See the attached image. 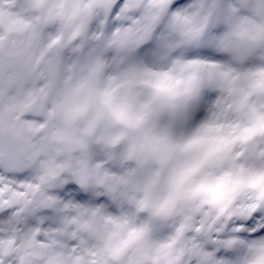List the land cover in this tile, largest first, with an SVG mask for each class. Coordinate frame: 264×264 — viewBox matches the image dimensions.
<instances>
[{
    "label": "snow or ice",
    "instance_id": "obj_1",
    "mask_svg": "<svg viewBox=\"0 0 264 264\" xmlns=\"http://www.w3.org/2000/svg\"><path fill=\"white\" fill-rule=\"evenodd\" d=\"M166 60L190 73V94L155 140L164 150L138 158V168L206 146L184 179L204 164H227L219 179L230 184L224 215L208 231L190 215L171 219L175 201L195 196L203 181L185 192L181 180L168 202L154 204L150 183L134 181L135 170L94 194L82 168L65 172L55 196L23 213L18 204L0 211L15 239L0 240V264H37V252H59L50 264H146L144 254L152 264H247L246 251L264 264V0H0V188L68 167L58 158L74 146L73 121L106 71L134 77L150 74L148 61ZM60 198L80 216L120 209L124 217L113 222L131 225L128 238L106 249L77 232L58 240L61 225L78 222L61 215ZM24 233L35 239L25 236L17 247Z\"/></svg>",
    "mask_w": 264,
    "mask_h": 264
},
{
    "label": "clouds",
    "instance_id": "obj_2",
    "mask_svg": "<svg viewBox=\"0 0 264 264\" xmlns=\"http://www.w3.org/2000/svg\"><path fill=\"white\" fill-rule=\"evenodd\" d=\"M144 66L150 69V74L140 72L134 77H125L118 71H106L89 104L73 121L76 134L71 143L74 146L66 155L58 158L57 163L67 164L68 167L59 169L54 177L43 170L34 172L29 184L18 186L16 190L8 186L0 188V211L18 204L16 214L19 215L27 205L55 196L56 189L62 187L67 178L65 172L72 175L82 168L86 169L92 177L90 187L94 194H100L106 190L107 184L115 183L117 178L127 177L135 170L134 181L141 186L145 182L150 183L149 195L154 204L168 202L181 180L183 183L180 187L185 192L203 181L204 186L195 196H181L175 201L176 214L171 219L178 223L184 220L185 215H190L192 222H204V231H208L213 222L219 221L224 215L220 211L224 203L222 197L230 187L227 182L219 183L227 164H204L191 178L184 179L185 173L201 158L206 146L187 152H173L163 165L159 160H151L144 168H138V158L154 148L164 150L163 143L157 145L155 140L191 90L190 73L181 71L173 60L148 61ZM208 115L205 110V116ZM89 128L90 131L85 133V129ZM186 130L193 131L194 125H188ZM119 187L124 189L131 186L120 184ZM134 194L137 199L144 197L142 190ZM247 194L255 195L256 190L249 189ZM60 200L62 198L56 203L60 204L61 215L69 221L75 218L78 222L61 225V231L54 233L58 240L67 243L72 238L70 233L77 232L89 236L94 247L106 249L118 246L128 238L131 225L121 223L118 226L113 222L124 217L125 213L120 209L109 212L105 208L96 216H80L76 208H64ZM84 224L89 227L84 229ZM8 228L7 221L0 220V233H3L0 240L13 239L15 243V239L9 236ZM15 231L19 233V229ZM25 236L28 234L17 237L20 240L17 247L25 242ZM28 239L34 240L35 235L28 236ZM57 255L59 252H50L46 257L37 252L33 259L37 264H50ZM143 259L146 264H152L151 254H144ZM240 259H246L247 264H256L259 257L254 251H246Z\"/></svg>",
    "mask_w": 264,
    "mask_h": 264
}]
</instances>
